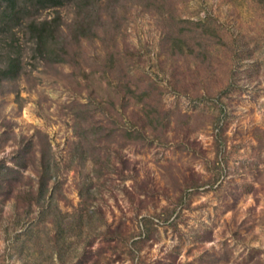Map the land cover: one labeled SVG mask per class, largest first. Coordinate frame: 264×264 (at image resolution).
I'll return each instance as SVG.
<instances>
[{
  "label": "rangeland",
  "instance_id": "rangeland-1",
  "mask_svg": "<svg viewBox=\"0 0 264 264\" xmlns=\"http://www.w3.org/2000/svg\"><path fill=\"white\" fill-rule=\"evenodd\" d=\"M16 1L0 264H264V0Z\"/></svg>",
  "mask_w": 264,
  "mask_h": 264
},
{
  "label": "trees",
  "instance_id": "trees-1",
  "mask_svg": "<svg viewBox=\"0 0 264 264\" xmlns=\"http://www.w3.org/2000/svg\"><path fill=\"white\" fill-rule=\"evenodd\" d=\"M7 3L9 4L8 7H6V11L3 12V15L6 16L3 17L1 20V22L3 23V20H5V18H10L11 20H14L15 18H17V15H19V13H23V14H27L29 13L26 9L28 7H26L27 4H24V6L22 4H20L18 1L16 0H6ZM29 2L26 1V3ZM60 0H38L35 4L38 3H44L46 6H57L59 4ZM22 5V7H21ZM21 8H20V7ZM10 9V10H9ZM86 22H88L87 17H85L82 21V25L80 26V30L79 35L81 36H85L88 33V29H87V24ZM52 21H44L42 22V24L38 25L36 23V21H33V25L31 27V29L34 31V33L36 34L37 37V41H38V45L40 46L41 50H47L49 52L50 50V46L51 44L53 45V39H55V34L57 32V30H54L55 28H52ZM1 24V23H0ZM79 39V37H78ZM52 51V50H50Z\"/></svg>",
  "mask_w": 264,
  "mask_h": 264
}]
</instances>
